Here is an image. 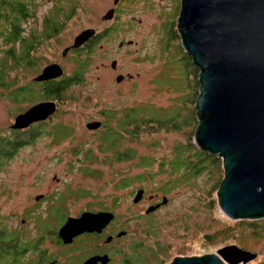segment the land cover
I'll list each match as a JSON object with an SVG mask.
<instances>
[{"label": "rangeland", "instance_id": "obj_1", "mask_svg": "<svg viewBox=\"0 0 264 264\" xmlns=\"http://www.w3.org/2000/svg\"><path fill=\"white\" fill-rule=\"evenodd\" d=\"M57 1L37 0L36 17L24 24V36L36 32L41 42L32 53L33 65L26 60L7 65L5 81L12 90L31 85L35 95L18 102L8 89H0V137L13 136L15 117L32 105L49 100L57 104L56 112L38 125L34 141L26 138L14 156L0 161L3 225L20 229L30 242L43 236V247L53 254L52 236L68 216L108 208L118 216L115 224L131 231L122 248L139 263L143 257V264H169L178 255L202 256L237 244L258 253L240 264H264V218L225 215L218 197L223 160L217 157L214 163L197 155L203 151L194 142L200 69L184 51L177 31L181 0H62L72 17L56 36L46 38L44 18ZM112 7L115 18L113 13L111 19H103ZM87 29L95 30L87 41L96 31L107 29L110 34L102 35L96 45L85 41L63 55ZM6 48L0 42V58ZM86 58L89 64L81 80L70 82L59 98L42 97L44 81L35 78L46 66L61 65L62 74L54 77L60 79L78 70ZM114 60L117 72L111 68ZM119 73L124 81H117ZM131 107L138 109L135 116L150 122L132 133L127 127L121 132L119 120ZM90 121L105 125L90 130ZM108 128L116 131L112 143ZM177 150L183 159L198 160L204 171L189 173L191 164L175 162ZM140 188L145 189L144 198L134 202ZM164 196L168 204L145 215L150 204L162 202ZM36 252L26 255L27 262Z\"/></svg>", "mask_w": 264, "mask_h": 264}, {"label": "water", "instance_id": "obj_2", "mask_svg": "<svg viewBox=\"0 0 264 264\" xmlns=\"http://www.w3.org/2000/svg\"><path fill=\"white\" fill-rule=\"evenodd\" d=\"M113 13L110 9L103 19H111ZM177 31L184 51L200 69L196 100L199 124L194 142L200 150L223 160L219 207L231 219L264 218V0H181ZM94 33V29L81 32L63 55ZM116 64L114 60L113 67ZM62 72L61 65L53 63L35 79L48 81ZM123 78L119 75L117 81ZM56 110L54 101L34 104L15 117L12 128L24 129L45 121ZM100 125L101 121H90L86 127L97 129ZM144 192L140 188L134 202L140 201ZM167 202L164 196L146 213ZM114 217L110 211L68 216L58 234L69 242L85 231H101ZM257 256V252L229 244L217 253L178 255L169 264H240ZM98 259L91 258L86 264Z\"/></svg>", "mask_w": 264, "mask_h": 264}, {"label": "trees", "instance_id": "obj_3", "mask_svg": "<svg viewBox=\"0 0 264 264\" xmlns=\"http://www.w3.org/2000/svg\"><path fill=\"white\" fill-rule=\"evenodd\" d=\"M37 0H0V42L1 44L7 45L4 50L5 56L0 58V89H8L10 96L18 102H23L31 99L35 95V90L31 88V85H22L12 90L10 85L5 81L7 73V65L14 62H20L22 60L28 61V65L32 66V53L35 51L36 46L41 43L37 37L36 32H32L29 36H24L25 28L24 24L29 22L31 19L36 17L38 10ZM51 8L49 15L44 18L43 32L46 38H52L56 36L62 29L65 20L72 17V14L67 13L64 9L62 0L55 2ZM16 47L21 48L20 57L16 56ZM91 51V50H90ZM76 52V51H75ZM89 64L88 58L83 59L79 62L78 70L71 74H64L60 79H51L43 82L44 89L41 90V95L44 99H55L59 98L62 90H66L70 82H77L81 80L85 74V69ZM138 112L136 107L127 109L123 119L119 120L118 126L122 132L125 127L130 133L141 127L143 122L149 121L143 117L135 116ZM108 114V112H104ZM41 123L37 126L32 127L27 132L19 131L14 132L13 136L0 137V161L3 158H10L14 156L24 145L26 138L28 141H34L37 129ZM104 124V123H103ZM113 137V142L116 131L113 128L106 130ZM177 153V159L182 166L192 165L187 171L193 175H199L204 171L205 166L200 165L196 159H183ZM121 159L123 154H119ZM197 155L206 156L210 162H216L217 154L211 155L207 151H199ZM127 157H131V151L129 150ZM6 159V160H7ZM173 162L172 164H174ZM3 164V162H2ZM161 165H164L163 163ZM180 165V166H181ZM31 244L26 238V235L19 229H8L3 225L2 219L0 218V264H25L26 255L29 251Z\"/></svg>", "mask_w": 264, "mask_h": 264}, {"label": "flooded vegetation", "instance_id": "obj_4", "mask_svg": "<svg viewBox=\"0 0 264 264\" xmlns=\"http://www.w3.org/2000/svg\"><path fill=\"white\" fill-rule=\"evenodd\" d=\"M110 9H114V17L112 18L114 19L116 7H112ZM106 33L110 34V30L105 29L104 31L102 30L101 32L96 31V34L93 37H91V39L87 41L86 44L96 45L95 43L96 42L98 43L99 39L102 38V35ZM123 44L124 43L121 42L120 46H122ZM117 64L114 67L111 64V68L116 72L118 70ZM119 75L124 76V78L122 79V81H124L125 75L123 73H119L117 76ZM41 122L43 123L45 121L37 122V124ZM103 123L105 125L104 121L102 122V125ZM34 125L35 123L22 130L17 129L15 130V132L18 133L19 131H23V130L27 131ZM143 198L144 197H142V199ZM149 198L153 199V196ZM157 203H161V201H155L154 203H151L150 206L153 204L155 205ZM166 204H168V202ZM166 204H162L159 208H157L153 212L145 213V215L148 216L155 213L157 210H159L162 206ZM99 211H110V210L108 208H105L103 210H92L91 212H99ZM82 213L83 212L76 215V217L80 216ZM114 214H115L114 219L110 223H108L105 227H103L101 231H93V232L85 231L73 237L72 241L69 242H66L58 234L59 230L55 231L54 235L52 236V239L54 245L56 246V252L53 254H51L49 248L43 247V243L45 242L44 237L43 236L38 237L37 240H33V242H30L31 246L27 254L32 253L33 251L34 252L37 251L36 254H38L39 256L37 255L33 260L30 256L31 259L28 262L26 260L25 264H32V262H34L35 260H36V264H49V263L86 264V262L89 259L94 257H100V259L94 261V263L92 262L89 264H143L142 263L143 257L140 258L141 262L139 263L136 257H132L129 255L128 252L130 251H126L122 248L123 239L127 237H131V233H130L131 231L119 228L118 225L115 224L118 216L116 213ZM126 241L131 246L128 239ZM156 244H158V242H156L155 244H150L144 248H153ZM131 247L136 249L135 245H132ZM138 247H140V245Z\"/></svg>", "mask_w": 264, "mask_h": 264}]
</instances>
